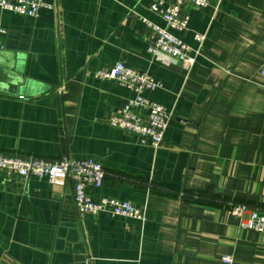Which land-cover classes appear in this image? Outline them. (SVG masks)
<instances>
[{"label":"crops","instance_id":"crops-1","mask_svg":"<svg viewBox=\"0 0 264 264\" xmlns=\"http://www.w3.org/2000/svg\"><path fill=\"white\" fill-rule=\"evenodd\" d=\"M44 1L37 17L0 9V152L93 158V198L146 215L80 214L72 182L0 176V264H264V230L230 209L264 212V0L187 6V28L169 29L190 68L148 52L141 18L167 27L152 0ZM117 61L163 83L147 94L172 112L158 147L109 124L133 93L94 72Z\"/></svg>","mask_w":264,"mask_h":264},{"label":"built area","instance_id":"built-area-1","mask_svg":"<svg viewBox=\"0 0 264 264\" xmlns=\"http://www.w3.org/2000/svg\"><path fill=\"white\" fill-rule=\"evenodd\" d=\"M210 4V0H152L149 9L158 14L167 24L163 27L148 18L141 20L147 27L156 32V38L149 42L147 50L153 56L166 63H181L190 68L196 61V54L190 53V47L174 30L187 28L190 15L187 6L203 8ZM43 7L52 5L44 0H0V9L15 12L28 17H37ZM8 29L0 22V51L4 50L5 36ZM195 39L201 41L204 35L195 34ZM264 74V67L262 68ZM94 76L101 80L116 82L128 89L133 95L116 109L110 117L109 124L120 130L137 135L141 143H150L158 147L162 141L172 112L163 104L151 99L147 94L163 83L147 72L140 71L124 61H117L109 66L99 68ZM0 176L10 179L13 176L30 178L31 176L46 179L50 183L65 185L72 182L75 206L80 214H98L110 212L114 215L133 217L143 220L145 211L134 206L129 200H121L109 196L94 199L91 188L103 185L105 169L93 158L47 159L36 156H24L0 152ZM230 209L241 219V226L252 230H264V212L257 208L248 210L245 204H230ZM250 212L246 220L244 213ZM222 261L233 263V257L225 255Z\"/></svg>","mask_w":264,"mask_h":264},{"label":"trees","instance_id":"trees-1","mask_svg":"<svg viewBox=\"0 0 264 264\" xmlns=\"http://www.w3.org/2000/svg\"><path fill=\"white\" fill-rule=\"evenodd\" d=\"M235 204V203H234Z\"/></svg>","mask_w":264,"mask_h":264}]
</instances>
